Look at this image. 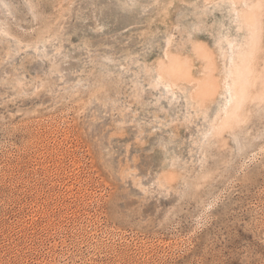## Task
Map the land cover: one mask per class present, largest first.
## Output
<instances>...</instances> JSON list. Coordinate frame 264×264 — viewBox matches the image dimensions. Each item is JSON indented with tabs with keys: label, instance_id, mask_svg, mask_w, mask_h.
Listing matches in <instances>:
<instances>
[{
	"label": "rangeland",
	"instance_id": "rangeland-1",
	"mask_svg": "<svg viewBox=\"0 0 264 264\" xmlns=\"http://www.w3.org/2000/svg\"><path fill=\"white\" fill-rule=\"evenodd\" d=\"M0 264H264V0H0Z\"/></svg>",
	"mask_w": 264,
	"mask_h": 264
},
{
	"label": "bare ground",
	"instance_id": "bare-ground-1",
	"mask_svg": "<svg viewBox=\"0 0 264 264\" xmlns=\"http://www.w3.org/2000/svg\"><path fill=\"white\" fill-rule=\"evenodd\" d=\"M233 54H236V50H235V49L232 50V55H233ZM240 57H241V56H240ZM243 58H244V57H243ZM232 59H234V58H232ZM232 62H233V61H232ZM234 62H235V61H234ZM242 63H243V62H242ZM240 74H241V73H240ZM243 75H244V74H243ZM237 77H238V76H237ZM240 77H241V76H240ZM240 79H241V78H240ZM228 86H229V85H228ZM230 90H231V89H230ZM233 90H234V88H233ZM230 92H231V91H230ZM230 97H231V95H230ZM231 100H233V103L235 102L234 104H236L237 101H238V100L236 101V95H235L234 93L232 94V99H231ZM229 102H230V100H229ZM231 107H232V106H231ZM236 108H237V107H236ZM227 109H228V108H227Z\"/></svg>",
	"mask_w": 264,
	"mask_h": 264
}]
</instances>
